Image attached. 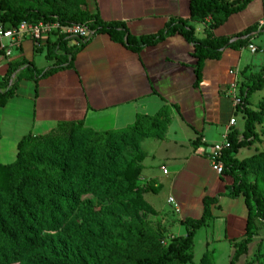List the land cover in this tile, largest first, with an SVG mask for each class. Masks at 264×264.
<instances>
[{"label": "crops", "instance_id": "obj_1", "mask_svg": "<svg viewBox=\"0 0 264 264\" xmlns=\"http://www.w3.org/2000/svg\"><path fill=\"white\" fill-rule=\"evenodd\" d=\"M77 11L87 18L97 16L104 23L121 22L136 38L158 33L170 20H183L195 38L205 37L206 23L191 20L189 0H82ZM261 23L264 0H253L212 34L235 41L237 34L256 25L255 31L241 39L257 48L255 40L264 29ZM54 41L53 37L44 39L40 46L25 41L20 57L2 66L0 93L14 89L0 105V164L16 161L18 144L27 136L43 137L69 124H82L95 132L123 130L138 115L153 116L167 106L169 112L161 117L158 133L138 143L144 154L139 176L143 198L161 212H172L164 224L175 237L177 227H185V220L202 216L206 198L214 199L212 219L194 238L199 231L208 230L210 235L218 234V239L206 241L207 247L241 241L248 214L244 199L229 197L232 177L216 174L207 155L231 130V118L236 121L232 128H243L242 119L241 128L237 126L233 99L253 69L247 47L226 49L219 60H206L201 83L195 88L193 46L180 34L138 53L102 33L92 35L81 47L84 41L68 39L66 47L74 49L65 55L62 65L52 66L54 72L45 75L52 68L46 55ZM162 168L168 175H162ZM152 182L155 191H146L145 186ZM169 198L172 204H168Z\"/></svg>", "mask_w": 264, "mask_h": 264}, {"label": "trees", "instance_id": "obj_2", "mask_svg": "<svg viewBox=\"0 0 264 264\" xmlns=\"http://www.w3.org/2000/svg\"><path fill=\"white\" fill-rule=\"evenodd\" d=\"M82 0H63L67 11L62 6H52L50 11L35 10L22 6H14L7 0H0V21L6 28L16 27L20 22L27 21L37 23L41 21H59L61 24L86 23L91 35L102 33L109 36L115 42L122 44L131 52L138 53L147 46H153L162 42L166 37L174 34H180L188 43L193 46V56L196 59L194 67L195 81L193 87L197 88L202 80L203 65L206 60H219L226 49L239 50L248 47L249 40L241 39L256 30L253 25L243 32L237 34L235 41L232 38H216L212 30L222 25L231 15L237 14L244 10L253 0H189V11L191 20L204 22L211 17L205 26V37L197 39L194 36L193 29L183 20H170L166 26L154 35L136 38L132 36L125 24L121 22L104 23L97 16L84 17L77 11V6ZM68 8L70 11H68ZM73 9V11H72ZM86 39L80 44V47L89 40ZM52 43L46 57L55 58V63L62 65L66 61L65 55L70 53L74 47H66L67 41L61 37H53ZM79 40V39H75ZM81 41V40H80ZM63 54H58L60 51ZM70 64H68L69 66ZM55 68H50L45 75L54 72ZM44 75V76H45ZM250 84L244 86L242 82L238 86V97L240 104L235 107V114H240L243 121V128L239 130L231 128L227 139L229 147L222 153L223 174H228L233 179V186L229 193L231 199L243 197L248 210L247 222L245 227L244 238L235 243V251L231 259V264L239 259L246 252L248 244L253 241L255 236L253 220L258 219L264 222V196L261 189L254 183L245 178L247 166L251 162L260 163L264 166V153H260L248 160H238V152L253 143L258 142V134L255 132V123L259 121L258 112L248 108L249 98L256 92L264 88V69L257 74L249 75ZM13 89L0 93V105L9 99L13 94ZM169 112L167 106H163L153 116L138 115L135 122L126 129L112 130L106 132H95L84 128L82 124H69L59 126L53 133L37 138L27 136L18 144V153L16 161L9 165L0 164V189L7 191L11 197L18 190V187L32 181L34 188L44 185L50 189H56L59 185L69 178V176H80L74 179L76 190L72 189L73 185L68 187L65 194V200L61 201L62 210L68 211L76 207L80 196L86 195L90 190L91 182L98 173L105 169L112 158L113 137L118 136L123 141L128 140L135 143L138 149V143L142 139L158 133L162 123L161 117ZM80 127L81 133L88 136L84 141L83 150L80 157L76 160L74 167L69 170L63 164H52L49 161L44 163L32 162L27 158V152L35 140L53 135L59 130L66 128ZM82 138V137H77ZM47 150L54 153V147L45 144ZM143 153L138 149V160L134 161L126 169V177L122 184L124 190H133L138 186L141 166L140 159ZM35 167L38 171L37 176L31 178L28 176L30 170ZM46 199L36 198L34 203L27 204L19 201L13 203L12 199L8 202L1 203L0 209L12 217L15 226H7L0 219V264H11L20 260L21 255L28 251L35 243L39 234L44 230L55 231L58 228V217L62 212L55 209L50 197ZM215 203L214 199L206 198L203 202L202 216L197 220L187 219L183 222L186 228L184 236L170 237L166 244L163 240L157 241L152 235L143 236L142 244L139 246L140 255H135L131 260L128 254L114 250L107 254V261L111 264H125L132 261V264H186L192 260V246L195 232L206 226L212 219L211 206ZM130 260V261H128Z\"/></svg>", "mask_w": 264, "mask_h": 264}, {"label": "rangeland", "instance_id": "obj_3", "mask_svg": "<svg viewBox=\"0 0 264 264\" xmlns=\"http://www.w3.org/2000/svg\"><path fill=\"white\" fill-rule=\"evenodd\" d=\"M14 6L33 8L35 10L50 11L52 6H62L67 11L63 0H7ZM73 2V0H70ZM226 1V0H221ZM52 5V6H51ZM68 11L70 9L68 8ZM73 11V9H72ZM264 29L255 40L256 52L249 53L248 61L253 65L252 72L245 75L242 84L249 86L250 73L257 74L259 68H264ZM61 54V50L57 51ZM47 58V57H46ZM52 66L55 58L48 59ZM249 109L259 113L260 118L255 123V132L258 142L241 149L236 158L248 160L253 156L264 153V88L249 98ZM238 127L241 128L240 114L237 115ZM242 130V129H241ZM239 130V132L241 131ZM82 138H77V137ZM88 136L81 133L80 127L59 130L51 136L35 140L27 152V158L32 162L63 164L71 170L83 150L84 141ZM48 143L54 147L56 156L45 147ZM112 158L105 169H102L92 180L90 191L80 196L76 207L68 211L62 210L61 201L65 200L68 187L75 191L74 179L80 176H69L56 189H48L44 185L34 188L32 181L18 187L13 197L0 189V204L13 198V203L19 201L27 204L34 203L36 198L50 197L54 207L62 212L58 217V228L55 231L44 230L35 240L34 245L21 255L19 261L11 264H111L107 261V254L114 250L128 254L131 260L135 255H140L139 246L142 237L152 235L157 241L168 242L170 235L164 221L173 216L172 212H161L160 209L151 207L143 198L144 189L141 181L131 190H124L122 184L126 177V169L138 160V149L135 143L123 141L118 136L113 137ZM33 167V166H31ZM38 171L33 167L28 176H37ZM246 180L254 183L261 189L264 196V166L251 162L247 166ZM155 182L147 184L145 190L155 191ZM65 192V194H64ZM151 203L153 200L149 199ZM0 219L9 227L15 226L12 217L0 209ZM172 222H175L174 220ZM13 226V227H14ZM255 236L248 244L246 252L239 257L235 264H264V222L253 220ZM185 227H177L175 235L184 236ZM218 239V234H209L208 230L199 231L193 239L192 260L186 264H231L235 246L229 243H211L206 246V241ZM130 261V260H128ZM125 264H132V261Z\"/></svg>", "mask_w": 264, "mask_h": 264}, {"label": "built area", "instance_id": "obj_4", "mask_svg": "<svg viewBox=\"0 0 264 264\" xmlns=\"http://www.w3.org/2000/svg\"><path fill=\"white\" fill-rule=\"evenodd\" d=\"M209 19H206L205 23H208ZM264 25V23H261ZM91 30L86 23H70L61 24L59 21H41L37 23L22 21L16 27L6 28L0 21V84L3 80L2 66L9 65L12 60L20 57L22 45L25 41H30L34 46H40L44 39L51 37L61 36L65 40L79 39L85 41L91 35ZM247 49L251 53L256 52V48L253 45H249ZM235 86V85H234ZM233 86V88H235ZM234 106L240 104L238 96H234ZM235 119L229 120V127L232 128L235 125ZM229 133V131H228ZM228 133L223 137L221 143L214 144L208 155L207 159L211 166V169L218 175L223 174L222 153L229 147L227 139ZM162 175H168V170L162 168ZM173 199H168V204H172ZM164 245V242H162Z\"/></svg>", "mask_w": 264, "mask_h": 264}]
</instances>
